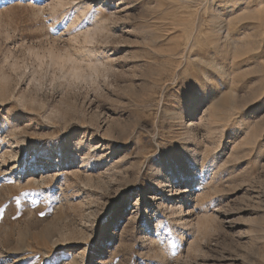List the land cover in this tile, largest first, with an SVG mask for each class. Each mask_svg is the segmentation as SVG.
<instances>
[{"label": "rangeland", "instance_id": "1", "mask_svg": "<svg viewBox=\"0 0 264 264\" xmlns=\"http://www.w3.org/2000/svg\"><path fill=\"white\" fill-rule=\"evenodd\" d=\"M0 264H264V0H0Z\"/></svg>", "mask_w": 264, "mask_h": 264}, {"label": "bare ground", "instance_id": "2", "mask_svg": "<svg viewBox=\"0 0 264 264\" xmlns=\"http://www.w3.org/2000/svg\"><path fill=\"white\" fill-rule=\"evenodd\" d=\"M207 198V197H206Z\"/></svg>", "mask_w": 264, "mask_h": 264}]
</instances>
